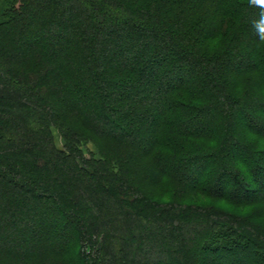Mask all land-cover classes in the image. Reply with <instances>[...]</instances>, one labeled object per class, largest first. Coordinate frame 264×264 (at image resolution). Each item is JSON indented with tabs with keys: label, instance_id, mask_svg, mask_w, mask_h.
Returning <instances> with one entry per match:
<instances>
[{
	"label": "trees",
	"instance_id": "16d2710c",
	"mask_svg": "<svg viewBox=\"0 0 264 264\" xmlns=\"http://www.w3.org/2000/svg\"><path fill=\"white\" fill-rule=\"evenodd\" d=\"M1 1L0 264H264V3Z\"/></svg>",
	"mask_w": 264,
	"mask_h": 264
},
{
	"label": "rangeland",
	"instance_id": "374dc122",
	"mask_svg": "<svg viewBox=\"0 0 264 264\" xmlns=\"http://www.w3.org/2000/svg\"><path fill=\"white\" fill-rule=\"evenodd\" d=\"M1 7H2V1L0 0V9ZM253 79L257 83V79H259V77L255 75ZM254 81L251 79L252 87L254 86ZM52 134L54 137V142H55L56 147L58 149H62L64 147V140H62L63 138L59 130L57 129V127L52 128ZM91 140L92 141H88L87 144L83 145L82 149L86 153V155H90V153H93L96 158H100V152H99L98 145H97L99 141L97 142L95 138H91ZM248 140L250 141L253 140L255 142V145H257L259 149H262V150L264 149V138H259V137L249 135ZM155 193L157 194V191H155ZM201 197L202 195L198 194L197 196H195V198L189 199V200H195L198 198L200 199ZM210 203H214V205L219 208H223L230 212L238 213L241 216L248 217L256 224V226L258 225L261 228H264V201H257L253 205L246 206V207L235 206L231 203H227V201L225 200H222V201L211 200ZM82 251H84V257H83L84 264H92L90 260L91 250H89L86 244L82 246H80L79 244L75 249L76 254L82 255L81 253Z\"/></svg>",
	"mask_w": 264,
	"mask_h": 264
},
{
	"label": "snow or ice",
	"instance_id": "6c2138e0",
	"mask_svg": "<svg viewBox=\"0 0 264 264\" xmlns=\"http://www.w3.org/2000/svg\"><path fill=\"white\" fill-rule=\"evenodd\" d=\"M260 3H264V0H259Z\"/></svg>",
	"mask_w": 264,
	"mask_h": 264
}]
</instances>
